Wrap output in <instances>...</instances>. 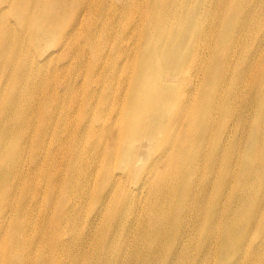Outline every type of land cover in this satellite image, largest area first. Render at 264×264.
I'll return each mask as SVG.
<instances>
[{
	"label": "bare ground",
	"instance_id": "obj_1",
	"mask_svg": "<svg viewBox=\"0 0 264 264\" xmlns=\"http://www.w3.org/2000/svg\"><path fill=\"white\" fill-rule=\"evenodd\" d=\"M118 1L0 0V264H261L264 0Z\"/></svg>",
	"mask_w": 264,
	"mask_h": 264
},
{
	"label": "rangeland",
	"instance_id": "obj_2",
	"mask_svg": "<svg viewBox=\"0 0 264 264\" xmlns=\"http://www.w3.org/2000/svg\"><path fill=\"white\" fill-rule=\"evenodd\" d=\"M107 2L109 3H114L116 6H120L121 4L119 3L118 0H106ZM235 1V4L237 6H239L238 4V0H234ZM257 9L261 10L262 8L264 7H261V6H256ZM118 14H120V11H116ZM45 15V14H44ZM43 15V17H44ZM11 21L14 22L15 19L10 17ZM230 19V16L226 15L223 19V21L225 23H228ZM263 24H264V20H263ZM101 25V23H100ZM259 25V24H258ZM256 25V26H258ZM53 48V47H51ZM54 50V48L52 49ZM87 54L85 55L86 57L84 58H76V57H67V58H56V62L59 63V65H63L65 67L64 69V72H63V75L65 77V79L67 81H69L71 84H74L76 85V87H78L79 89V93L77 95V97L75 98V100L72 98L71 96V93L69 91V89L64 86L63 84H61V82H59V79L57 80V85H56V89L59 90L63 96V99H64V105L61 109H63V113L64 112H70L72 115H74V122H76V118H77V114L79 113L80 109H84L85 111H89V109H85L87 108L84 104H92V105H97V99L99 98V96L101 95L103 89L105 88V84H106V79L107 77L103 78V79H98L97 76H94L91 78V83H92V86H90V88H93L96 93H97V96L95 97H89L88 96V93L84 90V85L88 84V75H89V69H90V65L92 64L93 62V57L90 55L89 53V50L87 49ZM47 65V64H45ZM104 67H100L98 69V73L101 69H103ZM55 69V63L54 62H49V64L44 67L43 71H42V74L47 72V70H53ZM105 70V68H104ZM0 72H2V69H0ZM8 72L5 74L7 75ZM100 75V73H99ZM102 76V75H100ZM128 84L124 83V80H123V88L126 87ZM117 86V84H116ZM125 89V88H124ZM229 94L228 92L227 93H224L223 95V100L228 97ZM101 106L102 107H106L105 105H103L101 103ZM112 107V104H108L107 105V109H110ZM95 127H96V130L92 133V135L90 136V140L93 141V142H97L99 141L101 144H103V142L105 141V139H101L100 138V135H99V131H101L100 129L104 126L103 123L101 121H98V120H95ZM81 127H82V130L84 131L85 127L83 124H81ZM68 136V132L67 131H63V137H67ZM86 136V135H85ZM84 136V137H85ZM110 137H108L109 139ZM67 143V142H65ZM140 152L141 153H145L146 152V142L145 141H142V143L140 144ZM27 159V157L24 158L23 160V164H24V161ZM112 159L114 160L115 159V154L112 155ZM94 174H98V171L95 170V173ZM97 176V175H96ZM98 177V176H97ZM100 186V182H99V185L98 187ZM87 188L88 190L92 191L93 189H95V182L92 183L90 185V182H88L87 184ZM95 206V202H92V203H89V202H85L83 204V206L81 208L87 210L88 207L90 208H93ZM106 212V208L104 207L103 208V211H102V214H104ZM87 216H84L82 217V219L85 220ZM264 238H260L259 236H256L255 239H254V245H256L257 243L263 241ZM255 256V255H254ZM222 257V254L219 256V260L216 261L215 260V256H212L207 262L208 264H221L222 263V260H220ZM254 261V260H253ZM262 263L261 264H264V261H261Z\"/></svg>",
	"mask_w": 264,
	"mask_h": 264
}]
</instances>
